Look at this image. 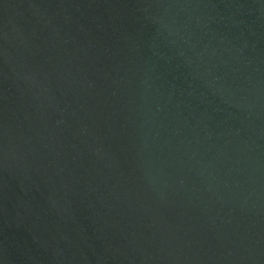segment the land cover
Listing matches in <instances>:
<instances>
[{
	"label": "water",
	"instance_id": "obj_1",
	"mask_svg": "<svg viewBox=\"0 0 264 264\" xmlns=\"http://www.w3.org/2000/svg\"><path fill=\"white\" fill-rule=\"evenodd\" d=\"M0 264H264V0H0Z\"/></svg>",
	"mask_w": 264,
	"mask_h": 264
}]
</instances>
